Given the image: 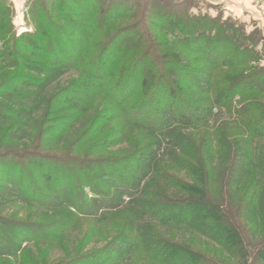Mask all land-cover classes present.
Wrapping results in <instances>:
<instances>
[{
  "label": "rangeland",
  "instance_id": "374dc122",
  "mask_svg": "<svg viewBox=\"0 0 264 264\" xmlns=\"http://www.w3.org/2000/svg\"><path fill=\"white\" fill-rule=\"evenodd\" d=\"M32 1L34 0H0V220H12L21 230L20 227L27 226L29 223L38 225L44 220H47L44 222L47 223L57 218L65 219L66 217L68 224L67 228L55 238L53 236L49 240L42 239L34 243L24 242L18 250L12 249L6 242L2 243L0 263L3 261L4 264H100L101 261L93 260L92 255L97 253V256L102 257L100 250L104 248L105 241L112 238L118 231L115 225H112L115 220L100 217L101 220L88 219L77 223L76 217L72 214L74 210L70 212L63 204L59 207L51 205L49 209H46L33 197L36 193L46 196L45 194L49 193V187L51 189L53 184L50 179L57 178L60 172L65 174L66 168L61 167L59 161L72 157L78 159L83 165H87V161L94 162L100 158H108L110 162L117 159L119 154L127 152L136 143L145 141L148 133L132 134L118 119L121 116L120 108L116 106L120 96L111 93V89L118 85L116 77L108 85L98 88L91 83L87 70L74 66L55 67L57 72L45 74L44 69L39 66L41 62L39 61L38 65L33 55L20 49L30 48L26 42L18 41L16 53L25 56L28 62L10 59V51L13 50L12 38L34 32L40 34L44 26L41 18L48 11H51L53 22L57 21L65 27L62 20L92 14L93 10L102 7L101 0H74L85 9L80 12L81 8L78 9L76 5H72L70 0H63L70 6V12L67 9L62 10V7L59 8V0H56L52 11L50 8L53 1L36 0L34 6L31 4ZM140 1L127 0L124 3L119 26L134 24V20L131 18L129 20L127 15L132 14L133 4L141 5ZM181 1L186 2L189 13L192 15L218 17L220 20H231L233 23L243 25L246 34L255 35L257 42L255 50L262 56L259 63L264 67V0ZM77 17H74V23H77ZM151 24L153 23L150 20V24L146 27L148 30ZM153 34L163 35L158 30L153 31ZM175 34L173 36H177ZM169 40L170 44H165V47L158 43L153 45L156 52H153L149 63L154 66L156 56L164 59L166 50H171L175 56L179 52L184 54L182 58L178 56L181 64L186 66L191 64L197 68L199 64L195 62L200 57L197 55L196 57L190 50L178 49L176 47L178 43L173 37ZM218 54L223 57L229 55V52L227 49H221ZM199 67L204 68L205 64L201 63ZM46 68L45 70H48ZM107 71L103 69L99 75L105 77L104 74ZM237 71H239L238 68L234 70L223 68L215 71L214 75L216 79H223L228 75L236 74ZM110 74L114 76V70L113 74L111 71ZM170 76L172 77L169 80L178 81L179 79L173 74ZM83 78L85 79L82 80ZM191 78H196L199 86L207 85L205 76L188 75L183 77V82L187 84ZM3 82H7V88L3 87ZM188 87L187 94H190V97L185 98V101L187 106L194 108L193 103L196 97H191V94L198 91L191 86ZM131 91V89L124 90L121 93L128 95ZM90 92L92 93L89 94ZM200 96L208 98L207 94ZM179 97L177 93L171 94L170 91L164 90L155 95L153 101L149 105H144L143 109L137 103L134 105L136 109L140 108L142 120H157L158 124L162 125L169 121L166 116L167 107L169 105L177 107L175 99ZM239 97L240 95H236L230 101L228 106L230 110L224 107H213L210 115H205V123L202 121L198 128H181L180 133L175 134L173 141L168 143L162 140L159 149L154 150L157 151L154 164L156 160L158 161L156 172L154 168L151 169L140 185L137 193L138 204L129 206V198H124L123 204L112 211L119 213L128 206L129 211L134 208L141 215L140 219L154 227L152 232L154 236L156 235L155 239L186 246L220 264H241L239 256L226 253L219 243L221 242L219 238L213 239L176 224L161 222L148 216L145 209L147 201L152 203L151 200L157 199L162 194L180 196L182 194L180 190L184 186L205 188L211 199L222 207H226L235 217L236 222H240L245 233L244 238L246 237L244 243L246 250L254 252L264 242V210L256 208V213L249 216L246 212L241 213L238 208L237 199L247 186H253L254 181L258 187H251V192L248 194L258 195L259 201H264V142L253 141L249 142L250 145L247 148L242 146L245 137L241 136L242 131L237 121L241 110ZM131 102L126 101L127 104ZM179 109L186 116L196 115L187 107ZM16 112L21 113L14 114ZM11 115H21V119L18 117L13 119ZM73 115L77 117L70 123L69 116ZM106 131L110 133L103 137L100 147L98 139ZM95 141L96 144L93 145ZM208 142L211 149L208 151L205 147V156L202 149L208 145ZM71 145L74 146L73 149ZM75 148H78L76 152H74ZM187 148H195L202 153L201 163L195 164L191 160ZM189 157L190 161H188ZM66 166L69 169V176L71 174V178L67 179L68 184H72L70 187L73 189L74 183L79 186L83 181V176L68 163L65 164ZM86 170L84 168L82 172H85V177L93 178ZM113 170L118 176L122 174V169L118 167H114ZM92 171L95 172V170ZM60 191L63 196H67V188L63 186ZM85 192L89 198H93L87 189ZM248 200L246 198L242 201ZM246 207L247 204L244 203V209ZM100 213L99 216L102 215ZM238 214H242V217ZM118 223L120 220L117 221ZM3 230L8 231L6 238L10 241L11 229L0 221V233L3 234ZM251 254L250 252L247 255ZM77 256L87 259H81L75 263L74 258ZM122 264L159 263L132 259L129 263L125 261Z\"/></svg>",
  "mask_w": 264,
  "mask_h": 264
},
{
  "label": "trees",
  "instance_id": "16d2710c",
  "mask_svg": "<svg viewBox=\"0 0 264 264\" xmlns=\"http://www.w3.org/2000/svg\"><path fill=\"white\" fill-rule=\"evenodd\" d=\"M55 1L50 0L52 2L50 9L53 8ZM35 2L36 0L31 2L32 6ZM125 2L127 0H101L102 7L95 11L92 9V14L62 20L65 27L57 21L53 22L51 11H48L49 14L45 13L41 18L44 26L42 25L40 34L34 32L12 38L13 50L10 51V59L28 62L25 56L16 53L18 41L26 42L30 48L20 49L33 55L36 58L35 63L38 64L40 61L41 64L38 65L44 69L45 74L57 72L55 67L74 66L87 70L91 83L98 88L108 85L116 77L118 85L111 89V93L120 96L116 106L120 108L118 110L121 116L118 119L132 134L148 133L145 141L136 143L127 152L119 154L117 159L110 162L108 158H100L93 160L94 162L87 161V165H83L78 159L72 157L59 161V165L66 170L65 174L60 172L57 178L50 179L53 182L52 188L48 189L51 194L42 196L36 193L33 198L46 209H49L51 205L67 206L70 212L74 210L72 214L76 217L77 223L80 220H101L100 217L114 219L115 222L112 225H115L118 231L112 238L105 241L104 248L100 250L101 258L97 256V253L92 255L93 260L101 261L100 264H122L125 261L129 263L132 259L151 260L159 264H220L186 246L155 239L156 235L154 236L152 232L154 227L140 219L141 215L134 208V211L132 209L129 211V206L138 204L137 193L148 172L153 168L156 172L158 161L156 160L154 164L157 157V151L154 150L159 149L162 140L168 143L173 141L175 134L180 133L181 128H198L202 121H206L205 115H210L213 107H224L230 110L229 103L236 95H240L241 105L238 126L242 131L241 136L245 137L242 146L247 148L250 145L249 142L253 141L264 142V67L259 63L262 56L255 50L256 37L254 34H246L244 26L237 22L220 20L218 17L192 15L189 13L186 2L181 0H141V5L133 4L131 16L127 15L129 20L130 18L134 20V24L119 26ZM66 3L59 0V8L62 7V10L67 9L71 12L70 6ZM70 3L76 5L78 9L81 8L80 12L85 10L74 0H70ZM74 17H77V23H74ZM150 20L153 24L148 30L146 27L150 24ZM156 30L163 35L155 36L153 31ZM174 34L177 36H173ZM170 37L178 43L176 46L178 49L190 50L195 56L200 57L195 64L204 63L205 67L197 65V68H194L191 64L183 65L178 56L182 58L184 54L179 52L175 56L171 50H166L164 59L156 56L154 66L150 64L151 56L153 52H156L153 45L158 43L165 47V44H170ZM32 44L34 46H30ZM221 49H227L229 55L220 56L218 51ZM67 51H69L68 54ZM223 68L228 70L238 68L239 71L223 79H216L214 72ZM103 69L108 70L104 74L105 77L99 75ZM110 71L114 76L110 74ZM172 74L179 78L178 81L169 80ZM188 75L205 76L207 85L199 86L196 78H191V81L186 84L183 82V77ZM2 84L3 87H8L7 82ZM188 86L198 91L191 94V97H196L193 103L194 108L187 106L185 101V98L190 97V94H187ZM130 89L132 91L128 95H122L121 92ZM164 90L180 95L179 99H175L177 107L176 105L167 107L168 123L160 125L157 120H142L140 108L143 109L144 105H149L154 96ZM203 94H207L208 98H201L200 95ZM126 101L132 102L127 104ZM136 103L139 109L135 108ZM179 106L184 109L187 107L196 115L190 117L182 114ZM11 117L21 119V115H11ZM76 117L77 115L69 116L70 123L75 121ZM109 133L110 131L104 132L98 139L100 147L103 137ZM40 135H42L41 132ZM73 147L71 145L72 149ZM205 147L208 151L211 149L209 142L202 149L206 156ZM77 149L75 148L74 152ZM187 151L195 164L201 163L200 151L195 148H187ZM66 163L83 176V181L79 186L74 183L73 189L70 187L72 184H68L67 179L71 178V174L69 176L68 166L65 167ZM114 167L122 169V174L118 173V176L113 170ZM84 168L93 178L85 177V172L82 173ZM252 185L247 186L237 199L241 213L246 212L249 216L256 213V208L264 210V201H259L258 195H249L251 187H258L255 181ZM63 186L68 189L67 196H63L60 191ZM85 189L92 194L93 198L87 196ZM180 191L182 192L180 196H168L165 193L151 200L152 203L147 201L145 206L147 215L164 223L191 229L206 237L219 238L221 240L219 243L226 253L239 256L241 264H264V242L254 252L246 250L244 245L246 237L244 238L245 233L240 222H236L235 217L226 207H222L211 199L205 188L187 185ZM124 198H129V206L119 213L112 211L123 204ZM246 198L249 200L243 202L242 200ZM244 203L247 204L245 209ZM99 213L102 215L99 216ZM238 215L242 217V214ZM119 220L120 223L117 224ZM0 221L11 229L10 241L6 238L8 231L3 230V234L0 233V238L2 237L0 253H2L1 246L4 242L11 245L12 249L18 250L24 242L34 243L42 239L49 240L53 236L55 238L67 228L68 224L66 217L65 219L57 218L47 223H44L47 221L44 220L38 225L29 223L27 226L20 227L21 230L12 220ZM116 247H118L117 250ZM250 252L252 256L247 255ZM77 257L74 258L75 263L81 259H87Z\"/></svg>",
  "mask_w": 264,
  "mask_h": 264
}]
</instances>
